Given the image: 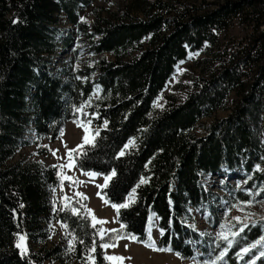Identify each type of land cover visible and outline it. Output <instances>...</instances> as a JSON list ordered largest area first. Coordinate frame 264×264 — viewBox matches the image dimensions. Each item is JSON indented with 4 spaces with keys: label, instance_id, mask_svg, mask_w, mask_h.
Returning <instances> with one entry per match:
<instances>
[{
    "label": "trees",
    "instance_id": "trees-1",
    "mask_svg": "<svg viewBox=\"0 0 264 264\" xmlns=\"http://www.w3.org/2000/svg\"><path fill=\"white\" fill-rule=\"evenodd\" d=\"M88 1L0 0V264H113L100 246L112 238L101 239L100 224L94 227L84 208L74 214L52 197L60 178L57 165L6 163L26 144L22 137L29 125L38 140L53 141L94 93L91 124L100 135L84 155L76 152V167L100 175L115 170L101 189L111 205L125 203L135 189L129 206L116 211L121 233L143 241L154 219L158 248L170 247L182 259H212L218 249L212 251L210 233L197 230L194 213L219 222L221 196L205 187L203 177L251 175L258 182L264 177V0H223L189 14L149 2L144 18L103 19L90 32L78 22L77 11ZM57 11L85 31L94 66L74 73L54 70L50 56L62 36ZM237 21L249 25V38L220 49L215 72L197 81L183 100H168L155 111L153 103L176 64L213 45ZM233 93L227 116L195 136L197 123L225 108ZM141 178L147 183L140 184ZM226 189L234 193L229 185ZM52 222L62 235L47 246L56 232ZM261 234L258 226L246 228L224 262L241 264L236 252ZM21 235L28 245L24 255L16 247Z\"/></svg>",
    "mask_w": 264,
    "mask_h": 264
},
{
    "label": "rangeland",
    "instance_id": "rangeland-1",
    "mask_svg": "<svg viewBox=\"0 0 264 264\" xmlns=\"http://www.w3.org/2000/svg\"><path fill=\"white\" fill-rule=\"evenodd\" d=\"M157 1L162 4H168L175 10H180L185 14H189L192 12H205L214 7L216 3L223 0H89L87 5L79 6L77 9L78 22L83 24L84 29L87 28V31L90 32L92 25L101 22L103 19L127 20L144 18L146 16L147 3ZM54 15L56 17L55 25L62 35L59 36L56 53L50 56L54 70L61 71L63 68H69L70 72L74 73L84 66H94L95 62L93 60L95 56L89 51V38L85 34V31H83L79 25L70 22L64 11H57ZM250 35L251 31L249 25L237 21L231 27L221 31L218 40L213 45L208 44L200 50L189 53L185 59L176 64L175 70L168 79L165 88L153 103L154 110L157 111L161 109L168 100L172 102L183 100L185 95L194 88L197 81L210 76L216 71L219 61L218 51L220 49L232 48L239 38H249ZM66 36H70L67 44L63 43L62 40L64 37L67 38ZM190 54H192L191 57ZM103 56L109 61L114 60V57L109 53H105ZM93 77L94 74L92 78ZM96 97L97 95L94 93L91 99L81 105L84 106L83 113L87 115L78 113L75 109L76 116L64 123L61 130L63 131V135H61L60 132L58 137L53 141L45 137L38 140L35 137L33 125H29L22 137L26 144L19 147L16 153L6 163L38 162L44 166L71 165L70 167H59V183L51 192L52 197L60 202L62 206H69L71 210L76 209L77 212H79L80 209L84 208L92 222H94L93 216L96 220L105 221V223L100 224V232L103 230V237L108 238L110 236V238H112L111 241L107 240L105 243H115L117 245L107 249L103 248L105 256L130 257V259L124 260L123 264H211V261L216 260L220 252L227 247L226 241L216 240V234L222 230L221 225H225L223 231L232 238L231 232L238 231L240 227L233 219L236 216L241 217L242 220H245L247 217L245 222L249 223V227L254 224V226L260 227L262 231L261 236L257 240L239 248L235 254L236 260L241 264H251L252 260L255 259L256 264H264V257L256 259L260 251H264V244L253 249L251 253L244 255L243 259L237 256V253L241 252L243 248L251 247L252 244L264 237V220H261V217H264V205L260 203V201H264V192H261L258 196L249 195V192L255 194L260 192L261 189H264V177L259 182L251 175L240 177H203L202 181L205 187L221 196L217 212L219 222H214L211 219V221H209L206 217L208 214L204 216L196 212L194 213L193 211L196 216L195 226L197 230L199 232L210 233L214 246L212 251L218 249V252L212 259L201 260L202 262L182 259L170 251H152L144 247L142 243L130 239L124 238L117 240L118 236H127L121 233V224L117 221L116 209L108 202L105 203L106 200L101 194L102 188L98 187V185L104 184L105 175L96 173L94 178L86 175V173L94 172L79 170L76 167V152L73 153V159L71 161H69L67 154L69 149H76L77 146L82 143V137L84 135L83 130L77 127L74 121H87L89 119L92 121L91 117L94 116L93 113H95L94 100ZM234 99L235 93L229 97L225 108L215 111L208 117L202 118L192 130L193 134L195 136H204L210 124L227 116L233 106ZM90 128L96 130L92 124ZM262 138L264 141V132L262 133ZM65 145L67 147H65ZM53 152H55V155H53ZM65 176L71 177V181L63 179ZM62 179L63 183H61ZM226 185H229L234 190V193L228 191ZM236 192H241V196L236 194ZM77 193L83 195L80 196L77 195ZM130 194H132V191L127 195L125 203L130 202ZM65 197H67V199H65ZM84 197H86V199ZM249 200L253 201L250 206L244 203ZM51 225L55 228L56 232H54L51 240L47 242V246L52 245L53 241L56 242L58 237L62 235V230L58 224L52 222ZM232 225H235V227H232ZM149 228H151V236L156 243L160 231L154 219L149 221L147 233ZM229 229H231V231H229ZM21 236L24 237V235ZM235 238H232L233 242ZM17 243H23L24 247L26 249L28 248L26 239L22 242L18 240ZM217 243L220 247L216 246ZM218 261L216 264H218ZM110 262L116 264V262ZM49 264H59V262L53 261L49 262ZM221 264L226 263L223 260Z\"/></svg>",
    "mask_w": 264,
    "mask_h": 264
},
{
    "label": "snow or ice",
    "instance_id": "snow-or-ice-1",
    "mask_svg": "<svg viewBox=\"0 0 264 264\" xmlns=\"http://www.w3.org/2000/svg\"><path fill=\"white\" fill-rule=\"evenodd\" d=\"M191 55L192 54H190V57H191ZM83 107L84 106L76 108V112L83 113ZM83 114L87 115L86 113H83ZM74 123L77 124V127H80L83 130L84 135L82 137V143L80 145H78L76 149H69L68 150L67 154H68L69 161H71L73 159V153L74 152H79L80 155H84L85 153L82 150L85 148V146L86 145L87 146H94L95 145V138L100 135L99 129L92 130L90 128V125H91V120L90 119L87 120V121L77 120V121H74ZM104 127L105 128L107 127V121L104 122ZM61 135H63V131H61ZM129 144H133L134 145V141H130ZM128 146L129 145H125V148H127ZM65 147H67V146L65 145ZM53 155H55V152H53ZM119 155L123 156V155H125V152L121 151L119 153ZM66 166L70 167L71 165H61V166H58V167L62 168V167H66ZM86 175H89L90 177L94 178L96 176V173H86ZM115 176H116V172H115V170H113L110 175H105L104 176V184L103 185H98V187L106 188L108 186L109 182ZM63 179H68V180L71 181L72 178L65 176V177H63ZM63 179H62L61 183H63ZM144 183H147V180L144 179V178H141L140 179V184H144ZM137 187H139V185H137ZM261 192H264V189H261L260 192H257L255 194L249 192V195L258 196V195L261 194ZM77 195L82 196L83 194L77 193ZM98 195H99V193H98ZM134 196H135V189H133L132 194H130L129 201H133L134 200ZM84 198L86 199V197H84ZM65 199H67V197H65ZM105 203H107V201H105ZM244 203L246 205L250 206L253 203V201L249 200V201L244 202ZM260 203L262 205H264V201H260ZM128 206H129L128 203H123V204H119V205H117V204H113L112 205V207L116 209L117 213H119L121 208H127ZM234 207H235V205H234ZM72 211H73L74 214H78L76 209H72ZM233 219L240 225L238 231H232L231 232V237L235 238L236 236H239L240 233H243L245 231V229L248 228L250 225H249V223L245 222L247 220V217L245 218V220H242L241 217H239V216H236ZM93 220H94V224H93L94 227H95V224H103V223H105V221L96 220L94 216H93ZM261 220H264V217H261ZM63 226L67 227L66 225H63ZM253 226H254V224H253ZM121 227L123 228L124 225H121ZM232 227H235V225H232ZM224 228H225V225H221V229L222 230L219 233L216 234V240L217 241H219V240L226 241L227 242V247H225L223 249V251L220 252V254L216 258V260L211 261V264H216V262L218 260H223L224 256L228 252V249L231 248L232 245H233V239L230 238L229 235L225 234V232L223 231ZM111 231H116V230H111ZM229 231H231V229H229ZM100 235H101V239H103V230H101ZM161 235H163V231H161ZM124 238L130 239V240L135 241V242H140V243L143 244L144 247H147V248H149L152 251H160V252L171 251L170 247L169 248H158L156 246V243H155V241L153 240V238L151 236V228H149L147 238L145 240H143V241H139L138 238L133 236V235H130V236H127V237L118 236L117 240L118 239H124ZM24 239L25 238L23 236L19 237V240L21 242ZM261 244H264V237H262L256 243L252 244L251 247L243 248L241 252L237 253V256L240 257L241 259H243L244 255H247V254L251 253L253 249L258 248ZM100 246L102 248H104V249H107L109 247H115L117 245L115 243H112V244L104 243V244H101ZM216 246L220 247V245L218 243H217ZM16 247L21 250V254L22 255L26 254L27 249L24 247L23 243H17ZM92 251H95V247H93ZM262 257H264V251H260V254H259L258 257H256V259H260ZM105 259L108 260V261L116 262V264H123L124 260L130 259V257L126 258V257H122V256H105ZM251 264H256V260L253 259Z\"/></svg>",
    "mask_w": 264,
    "mask_h": 264
}]
</instances>
